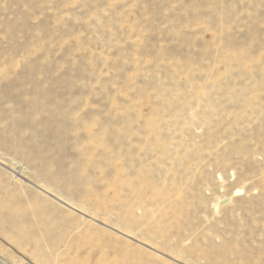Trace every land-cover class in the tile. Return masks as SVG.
<instances>
[{
	"label": "rangeland",
	"instance_id": "obj_1",
	"mask_svg": "<svg viewBox=\"0 0 264 264\" xmlns=\"http://www.w3.org/2000/svg\"><path fill=\"white\" fill-rule=\"evenodd\" d=\"M0 264H264V0H0Z\"/></svg>",
	"mask_w": 264,
	"mask_h": 264
},
{
	"label": "bare ground",
	"instance_id": "obj_2",
	"mask_svg": "<svg viewBox=\"0 0 264 264\" xmlns=\"http://www.w3.org/2000/svg\"><path fill=\"white\" fill-rule=\"evenodd\" d=\"M44 190H46V189H44ZM47 191V190H46ZM68 204V203H67ZM69 206H71L73 209H77V210H79L77 207H75V206H73V205H71V204H68ZM94 218V217H93Z\"/></svg>",
	"mask_w": 264,
	"mask_h": 264
}]
</instances>
